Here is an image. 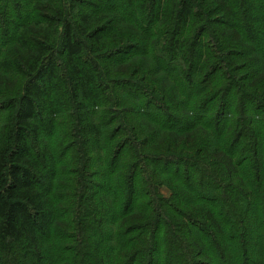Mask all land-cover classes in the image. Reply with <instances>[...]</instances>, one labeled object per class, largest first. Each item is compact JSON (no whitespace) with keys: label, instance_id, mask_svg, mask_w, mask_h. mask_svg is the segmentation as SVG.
<instances>
[{"label":"trees","instance_id":"obj_1","mask_svg":"<svg viewBox=\"0 0 264 264\" xmlns=\"http://www.w3.org/2000/svg\"><path fill=\"white\" fill-rule=\"evenodd\" d=\"M0 264H264V0H0Z\"/></svg>","mask_w":264,"mask_h":264},{"label":"rangeland","instance_id":"obj_2","mask_svg":"<svg viewBox=\"0 0 264 264\" xmlns=\"http://www.w3.org/2000/svg\"><path fill=\"white\" fill-rule=\"evenodd\" d=\"M161 191H162L163 196H165V197L169 196V193L166 189H162Z\"/></svg>","mask_w":264,"mask_h":264}]
</instances>
